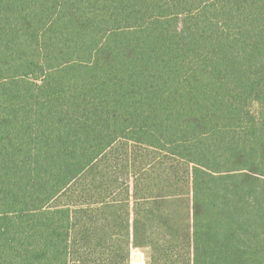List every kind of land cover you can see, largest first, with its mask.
<instances>
[{
    "label": "trees",
    "instance_id": "1",
    "mask_svg": "<svg viewBox=\"0 0 264 264\" xmlns=\"http://www.w3.org/2000/svg\"><path fill=\"white\" fill-rule=\"evenodd\" d=\"M264 264V0H0V264Z\"/></svg>",
    "mask_w": 264,
    "mask_h": 264
},
{
    "label": "rangeland",
    "instance_id": "2",
    "mask_svg": "<svg viewBox=\"0 0 264 264\" xmlns=\"http://www.w3.org/2000/svg\"><path fill=\"white\" fill-rule=\"evenodd\" d=\"M130 264H148L146 251L135 248L131 251Z\"/></svg>",
    "mask_w": 264,
    "mask_h": 264
}]
</instances>
